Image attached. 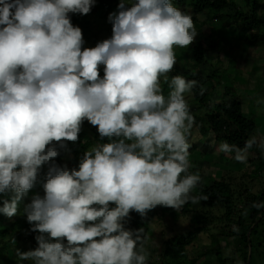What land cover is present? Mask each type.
Returning a JSON list of instances; mask_svg holds the SVG:
<instances>
[{
    "label": "clouds",
    "instance_id": "obj_1",
    "mask_svg": "<svg viewBox=\"0 0 264 264\" xmlns=\"http://www.w3.org/2000/svg\"><path fill=\"white\" fill-rule=\"evenodd\" d=\"M95 3L0 0V193L10 194L0 213L13 217L30 189L43 188L24 208L37 247L16 250L30 264H147L143 228L125 227L130 212H180L208 199L192 194L201 176L189 171L194 117L185 94L198 82L167 76L175 48L198 34L191 14L171 0H119L107 17L111 37L82 48L69 14H89ZM85 119L103 142L77 167L57 164ZM253 148L264 154V133L242 147L218 145L240 163Z\"/></svg>",
    "mask_w": 264,
    "mask_h": 264
},
{
    "label": "trees",
    "instance_id": "obj_2",
    "mask_svg": "<svg viewBox=\"0 0 264 264\" xmlns=\"http://www.w3.org/2000/svg\"><path fill=\"white\" fill-rule=\"evenodd\" d=\"M171 2L180 10H184L192 5L191 7L194 12L207 11V13H212L211 17L219 20L221 23L220 27L223 24L228 29V24L233 22L240 29L239 37H242L243 32H247L252 38L255 37L257 41H264V17L258 15L257 10L252 5V0H243L249 6L246 11L241 10L238 7V3L233 0H171ZM118 3L119 1L117 0H96L89 14L82 16L69 14L71 23L74 26L80 27L83 38L90 39L104 29L99 23L98 29L94 28V30H91L87 27L91 18L97 22L103 18L102 12L98 13L95 10V6L108 7L110 9L117 7ZM230 8L232 9L230 10ZM192 19L193 23H195L196 18L193 17ZM197 36L199 38L198 41L187 48V52L191 54V57L187 60L189 65L183 70L175 68L167 76L168 79H171L172 76L180 75L186 79H194L198 82L192 92L188 93L189 98L186 99L189 105L193 107L191 114L194 117V125L191 129V134L193 130L195 131V128L197 133L200 134V138L198 137L197 141L191 144L189 149L190 153L198 154L195 157H191L193 159H190V162L193 164V167L189 171L201 176V181L192 190V194L195 196L206 195L208 197L206 201L198 202L199 206H203L206 209L204 211H196L192 203L186 204L180 212L171 207L161 206V213L170 215L175 224L178 223L180 215L190 214L189 220L193 227H187L182 231L177 230L173 235L165 238L162 241L163 251L160 254L161 257L158 258L161 261L158 262L155 259L160 247L155 251L154 259H148L147 264H210L211 262H216V264H250L252 260L255 264L263 263L264 209L258 210L251 205L254 202L264 201V154H261L257 148L250 150L251 156L249 162L253 165L251 166V176H259V181H262L261 186L255 192H252L247 184L243 187V191L237 190L230 182L232 180L231 176L225 178L221 175L224 171L225 173H230L229 161L232 164L239 163L228 159L231 155L218 152L215 156H208L210 158L202 157L205 152L207 157L208 152L216 148L215 142L213 143V147L208 144V134L214 133L215 141L219 140L221 143L227 141L228 143H235L242 147L244 142L256 132L257 120L250 116L249 112L243 111L242 103L233 95L232 88L220 87L222 78L219 65L214 64L208 73L200 67V64L205 62L207 53L209 51L213 52L217 45L214 43L215 40H211L209 44L203 42L201 32H198ZM110 37L108 35L106 38ZM94 46L82 45V48ZM99 74L102 78L104 74L103 65L100 66ZM161 86L165 96H167L169 88L164 77H161ZM198 109H200L199 113L197 112L199 111ZM85 120L88 125L89 141L95 144L102 143L103 141L100 140L97 127L93 126L87 119ZM65 143L71 150L67 154H71L73 156L71 158L77 161H79L83 151L90 148V145L80 134L78 141L75 143L72 141H65ZM198 144L201 145V148ZM198 149L202 150L198 151ZM67 154L62 150L61 154L55 158L56 163L61 165L66 164L70 167V159H68ZM210 162L218 165L216 175L210 172V167H206L207 178L204 180L202 177L205 175L202 174V170L205 168V163L208 164ZM224 165H226V168L223 169ZM247 176H250V173L247 172ZM36 186L40 188L41 196H43V188L40 185ZM29 191L18 202L16 215L9 218L0 213V264H4L9 256V252L12 257H17V249L23 252L37 247L35 236L38 233L29 230L30 225L24 214L25 206L31 202ZM9 196L10 194L0 193V206L3 205V200L8 199ZM111 206L114 205L110 204ZM213 209L220 210L221 215L218 216L215 211H212ZM153 217L154 209L148 210L147 215L143 217L139 213L131 211L130 219H128L125 227L130 229L143 228L145 245L149 223ZM216 218L220 223H224V225L220 224L218 228L216 225H213L212 228L209 227L210 222ZM212 223L214 224V222ZM230 224H234V228L238 230L227 227ZM201 227H205L208 231L216 230L215 233H220L224 239H228L227 241L231 247L230 253L227 254L228 256L224 255L220 243L215 241V239H212L209 245H205L204 250L200 251L197 255L190 256L189 252V255L184 253L185 246L190 245L194 241L196 238L195 232ZM25 237L30 242L26 247L24 246ZM253 255L254 257L252 258ZM209 257L212 259L208 260ZM23 264H29V262Z\"/></svg>",
    "mask_w": 264,
    "mask_h": 264
},
{
    "label": "rangeland",
    "instance_id": "obj_3",
    "mask_svg": "<svg viewBox=\"0 0 264 264\" xmlns=\"http://www.w3.org/2000/svg\"><path fill=\"white\" fill-rule=\"evenodd\" d=\"M119 1V0H117ZM234 2L238 3V7L246 11L248 10L249 6L246 5L243 0H233ZM252 5L257 10L258 15L264 17V0H252ZM231 4V3H230ZM232 5V4H231ZM192 5L188 6L186 9L182 10L186 13H190L192 18L195 17L196 22L194 23V27L198 32H201L202 34V41L206 44H209L211 40H215L214 43H216V49L211 52L209 51L206 56V60L204 63L200 64V67L205 71L209 72V69L214 66V64L219 65L221 68V88L230 87L232 88V93L240 102L242 103L243 111L249 112L250 116L255 118L257 120L256 125V133H264V41H257L254 38L250 36L249 33L243 32L244 34L242 37H239L240 29L234 25L233 22H230L228 29L223 26L220 27L221 23L219 20L213 19L212 13H207V11H201V12H194ZM232 8H230L231 10ZM95 10L103 15V18L97 22L96 20H90V23L87 24V27H89L91 30L98 29V23L104 27V29L100 32L92 36V38H84V45H96L97 42L101 41L102 39H105L108 35H112V26L107 21L108 14L110 12L116 11L117 7L114 8H104L102 6H95ZM96 12V13H97ZM71 14V13H70ZM210 14V15H209ZM77 16H82L81 14H73ZM209 18V19H208ZM242 34V33H241ZM198 35V34H197ZM194 38V41L190 44L198 41V36ZM189 45V46H190ZM188 46V47H189ZM177 62L173 69L178 68L179 70H183L185 67H187L188 64V58L191 57V54L187 52V48H175ZM216 62V63H215ZM263 75H262V74ZM163 78V77H162ZM186 99L189 98L188 93L185 94ZM190 109L193 110L192 105H190ZM198 113L200 112V109H198ZM196 126V125H195ZM194 126V128H195ZM88 125L86 124V120L82 122L81 125V131L80 135L86 140V142L90 145V147L95 144L91 141H89V134H88ZM253 135V134H252ZM208 136V144L214 146L213 143L215 142L216 148L211 149L208 152V155L206 157V152L202 155V157L210 158L208 156L210 155H216L218 151V145L221 143V141L216 140L215 141V135L214 133H210ZM198 137L200 138V134L197 133L196 128L195 131L193 130L192 134L190 135V141L191 144L197 141ZM198 146L201 148V145L198 144ZM201 151L202 149H198V151ZM197 153H190L189 160L193 159L191 157H195ZM69 160V165H71L69 168L77 167L78 162L75 160L71 154H67ZM198 155V154H197ZM201 156V155H200ZM249 158L246 163H235L232 164V162L229 161V169L231 170L230 173L223 172V175L225 178L231 176L232 180L230 181L231 184L240 191H243V187L247 184L248 187L251 188L252 192H255L258 187L261 186L262 181H259V176L254 177L251 176V166L252 163L249 162ZM211 158H213L211 156ZM228 159H231L234 162H238L232 157H228ZM215 163L210 162L208 164L205 163L204 170H202V174L205 175L202 178L206 180V167H210V172L214 175H216L217 166L214 165ZM193 165V164H192ZM227 165V164H226ZM226 165L223 166V169L226 168ZM44 168V169H43ZM42 171H46V166L42 167ZM41 173V175L43 174ZM247 172L250 173V176H247ZM263 179V178H262ZM248 182V183H244ZM251 184V185H250ZM249 189V188H248ZM41 190L38 186H35L29 191L30 197L32 199V196L36 193H40ZM200 204H192V206L195 208L196 211H204L206 208L203 206H199ZM161 206H156L154 209V217L150 220L149 223V230L147 233V238L145 242V249L148 250L150 253V256L148 259L153 258L155 255V251H157L160 247V249L157 251V255L155 256V259L158 260L160 254L163 251V243L162 241L167 238L168 236H171L176 232L177 230L182 231L183 229L189 227L192 228V224L189 220V215L182 214L179 216L178 223H174L171 219L172 217L168 215L167 213H161ZM212 211H215L216 214L219 216L221 215L220 210L213 209ZM214 222V224L212 223ZM210 222L209 227H213V225H216L217 228L220 227L219 225H224V223H220L217 218L214 219V221ZM174 223V224H173ZM178 224V225H177ZM227 227L233 229L234 224H230ZM216 230L208 231L205 227H201L198 229L195 234L196 238L194 241L188 245L185 246L184 253L190 254V256H194L200 253V251L204 250L205 245H209L212 241V239H215V241L220 243V247L223 250L224 255L228 256L227 254L230 253L231 247L230 243H228V239H224L223 236L220 233H215ZM230 239V238H229ZM29 240L25 237L24 246L26 247L29 244ZM162 245V246H161ZM15 249V248H14ZM188 254V255H189ZM254 255L252 256V258ZM154 259V258H153ZM212 258L209 257L208 260H211ZM255 259V258H254ZM149 261V260H148ZM161 260L159 259L158 262ZM28 261H20L18 256L12 257L11 253L9 252V256L7 257L4 264H23ZM30 264V262H29ZM210 264H216V262H211ZM250 264H255V262L252 260ZM261 264V263H257Z\"/></svg>",
    "mask_w": 264,
    "mask_h": 264
},
{
    "label": "water",
    "instance_id": "obj_4",
    "mask_svg": "<svg viewBox=\"0 0 264 264\" xmlns=\"http://www.w3.org/2000/svg\"><path fill=\"white\" fill-rule=\"evenodd\" d=\"M261 264H264V262H263V263H261Z\"/></svg>",
    "mask_w": 264,
    "mask_h": 264
}]
</instances>
